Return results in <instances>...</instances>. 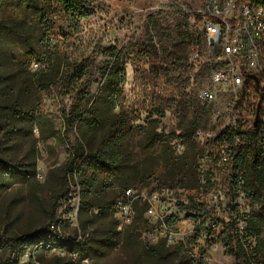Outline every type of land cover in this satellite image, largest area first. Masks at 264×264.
Returning <instances> with one entry per match:
<instances>
[{"label":"trees","instance_id":"trees-1","mask_svg":"<svg viewBox=\"0 0 264 264\" xmlns=\"http://www.w3.org/2000/svg\"><path fill=\"white\" fill-rule=\"evenodd\" d=\"M8 1L0 0V7ZM17 2L32 10L42 20H47L53 4L65 15L77 19H87L91 15L88 8L90 0ZM261 3L264 4V0ZM185 37L187 36L183 34L159 64V52L154 45L140 51L148 60H153L150 63V76L157 82L159 91H165L167 86L172 85L178 92L167 99L163 94L157 95L158 104L152 107L147 124H136L137 115L127 108L122 99L121 85L125 81V68L124 61H120L117 52L113 55L115 60L103 68L102 76L105 80L96 95L90 93L92 83L84 80L87 65L71 63L61 55L57 59V65L52 64V70L40 71L22 82V88L34 98L37 105L40 104L41 93L60 81L64 92H76L77 99L62 115V138L69 147V155L64 164L65 181L69 189L59 197L58 205L49 215L48 224L38 232L15 234L13 237L0 234V249L10 255L7 264H19V257L27 251L33 252V255L22 264H60L57 258H46V254L56 248L67 251L71 264H80L83 259L91 260L89 254L92 252L116 248L136 225L148 232L151 224L145 217L144 205L136 204V215L132 223L123 229L119 228L120 221L114 206L118 197L128 189L148 185L156 174V166L160 165L159 159L168 175L167 187H177L191 193L187 204H179L181 211L189 214L192 212L196 219L201 220L202 230L205 228L206 222L202 218L210 213L199 197L203 192L217 188L218 178L215 171L205 173L203 178L199 164L200 159L205 157V151L199 147L196 134L201 125L207 123L210 107L203 105L200 111L189 98L190 82L186 75L191 64ZM24 57L26 72L34 60H41L33 50H26ZM14 84L11 77L0 76L1 126H5L7 132L11 133L13 130L17 132L18 122L31 127L46 122L47 119L39 111L33 109L25 113L21 109ZM170 109H175L178 126L170 133L158 131V123ZM154 115L156 118H153ZM53 137V132L42 135L46 140ZM136 137L141 138L139 147L142 154L147 153L153 156L152 160L158 162L155 167L148 166L145 160L139 158L140 152L135 153L131 148ZM175 139H180L185 146L184 151L177 155L172 145ZM216 146L219 150L223 148L229 157V164L221 178L228 194H231L228 205L230 221L222 222L224 228L218 237L225 251L235 257L236 264H264V125L258 123L256 127L248 128L240 121L235 126H228L217 137ZM18 166L0 157V195L11 186L15 178L22 182L31 179L28 171H23ZM73 192L79 194L77 222L81 241L67 240L65 236L61 237L50 230L52 224L64 227L62 219L56 217V210L62 206V202L66 203L65 214L69 216L74 212L70 201ZM241 195L248 209L245 212L241 211V205L237 201ZM178 221L180 217L174 216L169 224L173 225ZM239 221L245 223L243 231L237 228ZM204 235L205 233L198 232L189 239L188 245L197 242ZM167 246L173 247L179 254L181 264H208L204 260L205 252L202 248L198 256H195L194 250L182 242L170 245L165 239H160L154 244L146 243L145 252L157 255L160 250H169ZM74 254L79 258L74 259ZM92 262L89 264H93Z\"/></svg>","mask_w":264,"mask_h":264},{"label":"rangeland","instance_id":"rangeland-1","mask_svg":"<svg viewBox=\"0 0 264 264\" xmlns=\"http://www.w3.org/2000/svg\"><path fill=\"white\" fill-rule=\"evenodd\" d=\"M90 1L88 8L91 15L87 19L65 15L59 11L56 4L51 6L47 20L39 19L32 10L20 6L17 0H9L0 7V76H9L14 80V88L18 95L16 97L25 113L35 109L47 119L46 122L34 124L32 127L23 126L18 122L17 132L13 130L11 133H8L0 122V157L18 164V167L28 171L31 177L25 182L15 178L11 186L0 195V234L8 237H13L15 234L36 233L45 227L49 215L58 205L59 197L65 195L69 189L64 170L69 147L62 138L64 132L62 115L65 109L75 103L76 92L66 94L60 81L51 89L41 93V101L37 105L34 98L22 88V82L27 78L31 79L33 74L52 70V64L57 65L60 55L65 56L71 63L87 65L84 80L92 83L90 93L96 95L105 80L102 76L103 68L115 60L113 55L117 52L120 61H124L125 68V81L121 85L122 99L127 108L137 115L136 124H147L152 107L158 104L157 95L163 94L167 99L177 95L178 92L172 85L167 86L165 91H159L157 82L150 76V63L153 60H148L140 51L154 45L160 57L157 64L162 63L173 45L185 34L191 64L186 75L190 82L189 98L197 109L202 110L203 105L197 102L195 93L202 88L206 74L202 63L194 61L193 55L196 51L202 52L204 49V39L201 37L198 24L201 19L199 11L202 10L206 0ZM26 50H33L41 59L34 60L28 72L25 71L24 66ZM34 62L40 63L41 66L33 67ZM209 107L210 117L200 128L219 130L227 124V122H215L214 113L221 109L222 105H209ZM153 118L156 116L154 115ZM177 126L175 109H170L158 123L157 129L170 133ZM51 132L55 137L48 140L42 138L43 134ZM140 140V137L134 138L131 148L135 153L140 152L139 158L145 160L148 166L155 167L158 162L152 160L153 156L142 154L139 147ZM197 143L206 155L211 151L210 147L204 145V138H197ZM172 145L176 155L185 149L180 139H175ZM159 162L160 165L156 166V174L148 185L144 188L138 185V188L148 195L153 190L167 187L168 175L165 174L166 169L160 159ZM213 163L212 159H200L203 178L204 172L209 174ZM215 174L218 177L217 188L203 192L199 199L209 213L224 218L229 214L231 194H228L221 178L222 165L215 167ZM179 193L185 200L191 195L189 191ZM71 195L75 197L74 192ZM62 203V206L56 210V217L61 218L64 224V227H60V231L67 240L81 241L78 222L73 219V215L71 217L64 213L66 203ZM181 218L180 227L189 229L191 225L184 213ZM152 223H155L154 219ZM146 243L156 242H153L146 229H140V225H136L116 248L111 250L104 248L102 252H92L89 254L91 260L88 259L85 263L80 261V264H89L91 261L93 264H181L180 256L173 247L167 246L169 250L164 249L157 255H148L145 252ZM206 253L208 264L237 263L235 257L227 253L220 242L209 246ZM31 255H33L31 251L22 254L18 259L19 264L27 262ZM9 257V253L0 249V264H7ZM46 258L50 260L57 258L60 264H71L72 261L67 251L59 248L47 253ZM37 264L42 263L37 262Z\"/></svg>","mask_w":264,"mask_h":264},{"label":"built area","instance_id":"built-area-1","mask_svg":"<svg viewBox=\"0 0 264 264\" xmlns=\"http://www.w3.org/2000/svg\"><path fill=\"white\" fill-rule=\"evenodd\" d=\"M261 1L206 0L199 11L201 19L198 26L204 39V49L202 52L196 51L193 59L202 63L206 80L195 93V99L202 105L221 104L222 108L214 113L215 122H227L219 130L197 131V138H204V145L211 149L203 157L214 162L209 171H215L217 165H222L224 173L229 164V157L224 149L219 150L216 146V139L223 129L235 126L240 121L248 128L256 127L258 123L264 125V4ZM40 66L38 62L33 63L35 68ZM176 190L163 187L148 195L142 190L128 189L118 197L114 206L120 221L119 228L123 229L132 223L136 215V204L144 205L145 217L151 224L148 234L153 242L160 239H165L172 245L182 242L194 250L195 256H198L202 248L205 252L204 260L208 262L207 248L215 243H222L218 236L224 228L222 222L230 221V214L224 218L213 213L205 215L202 220L206 224L202 230L201 220L196 219L192 212L189 214L180 209V203L189 202V198L185 200L179 195V192L185 190ZM70 201L74 210L71 217L73 215V219L77 221L79 194L76 192ZM237 201L241 205V211L248 210L243 195ZM182 213L191 225L189 229L180 227ZM174 216H179L180 221L170 225L169 220ZM152 219L155 220L154 224ZM237 228L243 231L245 223L239 221ZM50 230L64 237L58 225L52 224ZM198 232L205 235L188 245L189 239ZM72 256L74 259L79 258L77 254ZM82 262H88V258Z\"/></svg>","mask_w":264,"mask_h":264}]
</instances>
